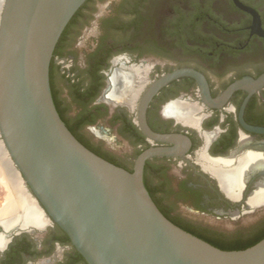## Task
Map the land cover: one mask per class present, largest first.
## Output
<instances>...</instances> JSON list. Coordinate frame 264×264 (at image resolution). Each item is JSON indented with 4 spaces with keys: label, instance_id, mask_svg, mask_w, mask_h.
I'll return each instance as SVG.
<instances>
[{
    "label": "flooded vegetation",
    "instance_id": "flooded-vegetation-1",
    "mask_svg": "<svg viewBox=\"0 0 264 264\" xmlns=\"http://www.w3.org/2000/svg\"><path fill=\"white\" fill-rule=\"evenodd\" d=\"M189 1L90 0L63 42L62 54L53 58L56 84L62 86L61 98L71 104L69 115L83 114L86 141L102 148L119 167L134 172L148 149L177 150L172 156L152 157L144 166L145 187L165 213L210 238L248 246L264 237V204H249L264 172H249L239 196L232 198L210 165L233 168L249 153L264 154V133L251 130L264 129V86L237 89L225 97L235 83L264 76V38L253 34V16L233 0ZM239 1L259 14L264 30V0ZM93 58L100 63V79L83 81L84 110L66 87L82 80L80 73ZM179 69L199 72L213 102L206 103L197 80L181 77L153 97L146 121L155 134L185 137L189 146L149 138L139 124L146 92ZM117 72L132 73L138 84L142 80L131 103L111 97ZM184 105L196 111L195 124L177 115ZM16 170L45 222L24 226L17 221L10 228L0 223V264H88ZM22 214L20 209L15 216Z\"/></svg>",
    "mask_w": 264,
    "mask_h": 264
},
{
    "label": "water",
    "instance_id": "water-1",
    "mask_svg": "<svg viewBox=\"0 0 264 264\" xmlns=\"http://www.w3.org/2000/svg\"><path fill=\"white\" fill-rule=\"evenodd\" d=\"M88 0H5L0 16V138L14 166L50 217L88 264H264V239L242 251H223L186 232L159 209L144 184V166L176 149H148L129 172L96 155L68 129L54 103L50 70L67 26ZM253 34L264 38L259 14ZM181 77L197 80L207 104V81L179 69L145 94L139 112L142 132L159 142H190L157 135L146 111L153 97ZM264 86V76L232 85L225 94ZM264 133V129H252Z\"/></svg>",
    "mask_w": 264,
    "mask_h": 264
},
{
    "label": "bare ground",
    "instance_id": "bare-ground-1",
    "mask_svg": "<svg viewBox=\"0 0 264 264\" xmlns=\"http://www.w3.org/2000/svg\"><path fill=\"white\" fill-rule=\"evenodd\" d=\"M4 2L5 0H0V16ZM113 81L115 86L111 97L118 101H127L131 103L139 94L141 86H143L142 80L140 84L135 82V77L132 73L117 72L114 74ZM180 107L177 115L188 122L195 124L197 122V117L195 116L196 114H194V108L185 105L182 108ZM229 164L230 163L227 161L225 166L229 167ZM218 165L219 164L217 162H214L210 166L219 178L221 185L228 196L237 198V196H239V192L242 190V187H244L243 184L246 176L249 175V172H264V154L249 153L245 157L241 158L239 164L233 168H225ZM0 184H2L5 188L4 190H6V196L3 203H0V223H2L6 228H10L17 221H23L24 226L29 224L40 226L44 224V215L37 209V206L25 191L19 173L14 167L1 140ZM249 204L252 207L264 204V179L263 181L261 180V183H259L256 192L253 193L249 200ZM20 209L23 210V214L17 218L15 215Z\"/></svg>",
    "mask_w": 264,
    "mask_h": 264
},
{
    "label": "trees",
    "instance_id": "trees-1",
    "mask_svg": "<svg viewBox=\"0 0 264 264\" xmlns=\"http://www.w3.org/2000/svg\"><path fill=\"white\" fill-rule=\"evenodd\" d=\"M90 0H88L84 6L77 12V14L74 16V18L71 20V22L69 23V25L67 26L65 32L63 33L57 47L54 53V57L55 56H59L62 54V45L63 42L66 40L71 27L74 25V23L76 22V20L78 19L79 15L85 10V8L87 7L88 3ZM54 63L52 61L51 64V70H50V80H51V88H52V94H53V99H54V103L56 105L57 111L61 117V119L65 122L66 126L68 127V129L71 131V133L85 146L87 147L90 151H92L93 153H95L96 155L102 157L103 159L117 165L116 163H114V161L110 160L109 157H107L105 155V153L103 152L102 148H100L99 146L91 143L90 141H86L84 135L81 133V128L83 126L84 123V117L83 114L81 116H78L76 118L71 117L69 115V106L71 107V104L68 103L66 100H63L61 98V92L60 89L58 88V85L56 84V80H57V75L54 73ZM99 70H100V63L95 61V58H93V60L89 63V67L87 69V78L93 80V82L98 83L99 82ZM84 80H78L77 83L72 85V97L74 99V102L77 103L80 107H84L85 106V102L87 99V95L85 93L84 86L82 85ZM85 110V107H84ZM118 166V165H117ZM149 192V191H148ZM150 193V192H149ZM151 195V193H150ZM152 197V195H151ZM153 198V197H152ZM154 200V199H153ZM154 202L156 203V201L154 200ZM157 204V203H156ZM158 206V204H157ZM159 207V206H158ZM159 209L162 211V213L171 221L173 222L175 225H177L178 227H180L181 229L185 230L186 232L202 239L203 241H206L207 243L211 244L212 246L221 249L223 251H242V250H246L252 246H254L255 244H257L258 242H260L263 238L256 240L255 243L248 245V246H242L240 244H234V243H228L226 241H222V240H217V239H213L208 237L207 235H204L203 233H199L197 232L195 229H193V226L190 225L188 222L183 221V220H179V221H175L171 216H169L167 213H165L160 207Z\"/></svg>",
    "mask_w": 264,
    "mask_h": 264
},
{
    "label": "rangeland",
    "instance_id": "rangeland-1",
    "mask_svg": "<svg viewBox=\"0 0 264 264\" xmlns=\"http://www.w3.org/2000/svg\"><path fill=\"white\" fill-rule=\"evenodd\" d=\"M195 1L196 0H192V1H189V4H191L192 2H194V4H195ZM174 12L172 11V14H173ZM87 69H85V70H83V71H81V73H80V75H81V79L82 80H87L88 78H87ZM67 80V79H66ZM58 85V88L61 90V85H59V84H57ZM66 89L67 90H69V93H70V96H72L71 95V93H72V86L70 85V86H68V88L66 87ZM71 89V90H70ZM4 189V187H3V185L2 184H0V190H3ZM5 194H6V192H3V195H4V197H5ZM4 199V198H3ZM1 203V202H0Z\"/></svg>",
    "mask_w": 264,
    "mask_h": 264
}]
</instances>
